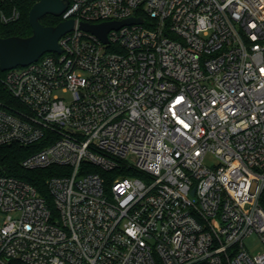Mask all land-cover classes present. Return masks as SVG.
Segmentation results:
<instances>
[{
	"label": "built area",
	"instance_id": "obj_1",
	"mask_svg": "<svg viewBox=\"0 0 264 264\" xmlns=\"http://www.w3.org/2000/svg\"><path fill=\"white\" fill-rule=\"evenodd\" d=\"M131 18L108 43L81 29ZM59 19L62 53L4 78L0 149L57 175L41 193L0 172V264H264V0H70Z\"/></svg>",
	"mask_w": 264,
	"mask_h": 264
},
{
	"label": "water",
	"instance_id": "obj_2",
	"mask_svg": "<svg viewBox=\"0 0 264 264\" xmlns=\"http://www.w3.org/2000/svg\"><path fill=\"white\" fill-rule=\"evenodd\" d=\"M70 0H36L29 13L32 35L27 38L0 37V70L6 73L18 67H27L47 53L61 54L59 40L74 29L73 20L57 26H44L41 20L46 16L59 18L68 8ZM141 19L131 18L122 22H107L98 25L81 24V29L90 32L108 43V33L124 25L139 24Z\"/></svg>",
	"mask_w": 264,
	"mask_h": 264
},
{
	"label": "trees",
	"instance_id": "obj_3",
	"mask_svg": "<svg viewBox=\"0 0 264 264\" xmlns=\"http://www.w3.org/2000/svg\"><path fill=\"white\" fill-rule=\"evenodd\" d=\"M36 0H0V37H21L27 38L32 35V28L29 23V13L35 5ZM17 10L20 17L17 21L5 24L2 21V15H11ZM61 20L53 16H46L41 23L48 26H57ZM6 73L0 70V102H12L11 96L5 89L4 78ZM30 155V151L18 145L3 147L0 149V172L22 179L35 186L41 193L46 190V181L55 173L56 167L43 170L26 171L22 169V161ZM262 206L264 207V196L262 198Z\"/></svg>",
	"mask_w": 264,
	"mask_h": 264
},
{
	"label": "rangeland",
	"instance_id": "obj_4",
	"mask_svg": "<svg viewBox=\"0 0 264 264\" xmlns=\"http://www.w3.org/2000/svg\"><path fill=\"white\" fill-rule=\"evenodd\" d=\"M209 163L210 164L216 163V160L213 159ZM246 245H247V248L251 250L252 253H258L262 248L261 243L257 238L256 239L251 238V239L246 240Z\"/></svg>",
	"mask_w": 264,
	"mask_h": 264
}]
</instances>
